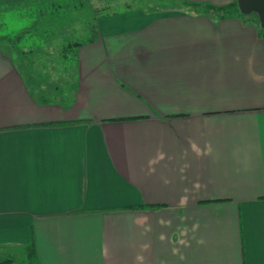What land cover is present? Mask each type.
<instances>
[{
    "label": "crops",
    "instance_id": "1",
    "mask_svg": "<svg viewBox=\"0 0 264 264\" xmlns=\"http://www.w3.org/2000/svg\"><path fill=\"white\" fill-rule=\"evenodd\" d=\"M236 1L98 15L62 98L0 48L1 246L34 236L39 264H264V34L202 10Z\"/></svg>",
    "mask_w": 264,
    "mask_h": 264
},
{
    "label": "rangeland",
    "instance_id": "2",
    "mask_svg": "<svg viewBox=\"0 0 264 264\" xmlns=\"http://www.w3.org/2000/svg\"><path fill=\"white\" fill-rule=\"evenodd\" d=\"M58 1L64 7L58 9L57 12L52 8L39 9L37 6L34 8L33 5L30 6V3H25V8H20L23 5H19V3L12 9L0 8V48L12 54L17 65L13 47L5 39H7L6 37L15 38L17 32L26 31L27 33L24 32L22 40L19 41L20 46L27 51L34 52L32 57L34 56L39 71L46 72L48 70L51 72L45 73L43 76V94L45 91H50V95L55 94L56 98H62L68 92L67 88L74 84L73 81L76 79L78 59L74 57L75 50L69 49L71 41L80 39L82 35L83 39L89 38L90 33L97 25L98 15L121 10L130 4L145 6L149 2L165 3L173 0H87L80 10H68L67 3H70L71 0ZM222 9L230 10L232 14L235 11L241 12L237 1L234 5L225 6ZM219 11L216 12L218 15L221 14ZM241 13L245 17L256 15L259 19L257 12ZM4 16H6L5 21L3 20ZM33 23L37 24L38 29L32 30ZM2 37L4 38L2 39ZM64 54L67 56L64 57ZM40 89L41 87H37L36 91L38 92ZM0 252L13 255L15 258L13 264H24L23 260L26 256L24 245H0Z\"/></svg>",
    "mask_w": 264,
    "mask_h": 264
},
{
    "label": "trees",
    "instance_id": "3",
    "mask_svg": "<svg viewBox=\"0 0 264 264\" xmlns=\"http://www.w3.org/2000/svg\"><path fill=\"white\" fill-rule=\"evenodd\" d=\"M87 0H71L70 3H67V7L68 10H80L82 8V6L84 5V3H86ZM26 3H30V6L33 5L34 8L39 7V9L42 8H52L54 9L56 12L58 9L63 8L64 6L61 5L59 3L58 0H53L51 2L49 1H44V0H27ZM25 5V2L23 3V7ZM37 6V7H36ZM25 8V7H24ZM205 10L209 11L210 13L214 14L217 12V10L219 9H213L210 6H205L203 7ZM219 13H221V16H227L230 15V13L232 14V12H230V10H226V9H220ZM258 23H260V29L262 31V33L264 34V25H262L260 19H258ZM37 23V22H36ZM33 23L34 25L32 26V30H36L38 29L37 24ZM53 24V23H50ZM96 26L94 27V29L92 30V33H90L89 38L83 39L82 36L80 37V39L75 40V41H71V45H70V50H75V55L74 57H77V49L84 43L93 40L94 38V31H95ZM27 33L26 31L22 30L21 32H17L15 38H10V37H6L7 39H5V41L7 40L8 42L11 43L13 50L15 52V60L17 63L18 68L20 69L21 73L24 76V79L26 80V82L28 83V85L36 90L37 87H41L40 90H38V92L40 93V91L43 88L44 85V74L45 73H51L50 71H39L36 67V60L34 59L33 55V51H27L26 49H24L22 46H20L19 41L22 40V36ZM24 33V34H23ZM4 37H2L3 39ZM1 40V39H0ZM39 51V49H38ZM37 51V52H38ZM67 55L64 54V57H66ZM46 76V75H45ZM41 94V93H40ZM43 94V93H42ZM47 98V96L45 94L42 95V99L45 100ZM25 246V251H26V256L25 259L23 260L24 264H39L38 262V258H37V247H36V241L34 236H32V240L24 245ZM14 257L13 255L6 253V252H0V264H13L14 262Z\"/></svg>",
    "mask_w": 264,
    "mask_h": 264
},
{
    "label": "water",
    "instance_id": "4",
    "mask_svg": "<svg viewBox=\"0 0 264 264\" xmlns=\"http://www.w3.org/2000/svg\"><path fill=\"white\" fill-rule=\"evenodd\" d=\"M237 3L244 14L257 12L262 25H264V0H237Z\"/></svg>",
    "mask_w": 264,
    "mask_h": 264
}]
</instances>
